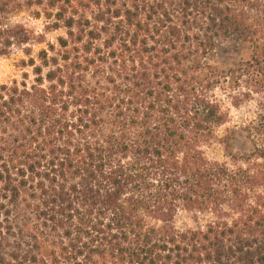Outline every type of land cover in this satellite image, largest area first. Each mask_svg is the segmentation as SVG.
<instances>
[{"label":"trees","instance_id":"obj_1","mask_svg":"<svg viewBox=\"0 0 264 264\" xmlns=\"http://www.w3.org/2000/svg\"><path fill=\"white\" fill-rule=\"evenodd\" d=\"M24 9L64 34L34 52ZM15 47L0 264H264V0H0V56ZM245 104L233 154L217 130Z\"/></svg>","mask_w":264,"mask_h":264},{"label":"rangeland","instance_id":"obj_2","mask_svg":"<svg viewBox=\"0 0 264 264\" xmlns=\"http://www.w3.org/2000/svg\"><path fill=\"white\" fill-rule=\"evenodd\" d=\"M11 22L21 23L26 28L35 30L36 32H45V43L36 44L33 47V51L37 52L40 48L46 47V42L56 43V38L59 35L64 34V30L46 31L44 30V24L46 19L44 17L36 18L32 9H24L11 17ZM226 50L216 60L220 65L228 64L231 59L235 57V53L230 48L228 42L224 43ZM24 58V54L20 48H13L12 52L8 56H0V83L8 82L14 78L19 79L23 70L19 68L20 59ZM229 107V120L224 125L220 126L217 130L219 136H228V151L233 154L247 153L250 145L244 126L248 120L253 117V105L245 104L240 107ZM207 154L219 160H223L226 157V151L221 143H214L207 146ZM175 225L178 228H184L193 225L191 214L185 211L180 212L176 219Z\"/></svg>","mask_w":264,"mask_h":264}]
</instances>
